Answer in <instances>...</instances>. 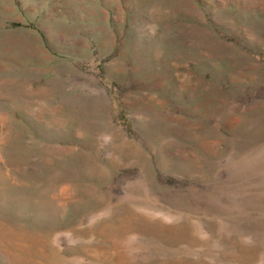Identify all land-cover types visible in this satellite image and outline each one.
<instances>
[{
	"label": "rangeland",
	"instance_id": "374dc122",
	"mask_svg": "<svg viewBox=\"0 0 264 264\" xmlns=\"http://www.w3.org/2000/svg\"><path fill=\"white\" fill-rule=\"evenodd\" d=\"M0 264H264V0H0Z\"/></svg>",
	"mask_w": 264,
	"mask_h": 264
}]
</instances>
